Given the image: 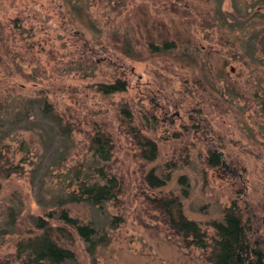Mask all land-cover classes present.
<instances>
[{
    "label": "rangeland",
    "instance_id": "obj_1",
    "mask_svg": "<svg viewBox=\"0 0 264 264\" xmlns=\"http://www.w3.org/2000/svg\"><path fill=\"white\" fill-rule=\"evenodd\" d=\"M0 22V264L21 263L37 217L64 225L61 207L96 230L92 246L67 225L55 234L76 254L65 264H214L213 221L233 201L264 234V0H0ZM116 79L126 91L98 90ZM40 92L69 137L43 130ZM29 100L31 115L11 123ZM99 130L112 138L107 161L91 148ZM99 166L118 178L117 197L59 208ZM162 199L206 246L170 227Z\"/></svg>",
    "mask_w": 264,
    "mask_h": 264
},
{
    "label": "trees",
    "instance_id": "obj_2",
    "mask_svg": "<svg viewBox=\"0 0 264 264\" xmlns=\"http://www.w3.org/2000/svg\"><path fill=\"white\" fill-rule=\"evenodd\" d=\"M0 29H3V25L0 22ZM168 43H166V47ZM150 46L155 50L153 43ZM84 47V46H83ZM87 47H84V52L79 53L80 56L77 59L79 63L83 56L88 53ZM127 89V83L121 79H116L111 83L99 84L98 90L104 94H110L113 92H123ZM40 92V97L34 99L38 107L42 110V117L46 122L43 128L44 131H51L59 136H70L72 123L65 121L58 113L53 104L49 102L47 96H44ZM33 100H29L24 106L18 108L15 121L19 120V116L31 115V110L34 108ZM264 107V103H263ZM124 113H128V110L124 107ZM7 113V112H5ZM0 123H2L0 119ZM10 123V124H11ZM9 130L1 129L0 127V142L5 138H9ZM149 146V157L155 158L157 154V146L155 141L148 140L146 146ZM91 148L94 149L101 160L107 161L110 159L113 149L112 138L110 134L103 130L97 131L91 136ZM1 154V153H0ZM208 163L211 166H216L221 162V155L218 149H212L208 151L207 156ZM5 174L9 175L16 168L7 167L4 169ZM96 172L99 173L100 179L91 180L89 175L81 179L78 182L80 191L78 193H67L66 197H61L56 202L60 208V204H64L68 201L86 200L91 205H100L106 200L117 197L120 192L118 178L104 171L102 166L96 168ZM79 179L80 171L75 173ZM150 182L162 184L159 182L153 173L148 175ZM103 180V181H102ZM163 209L165 210L167 221L172 229L176 233H181L185 238L191 237V242L199 244L200 246H206L204 241V234L200 226L193 220H181L175 216L172 210L174 206V200H159ZM55 211L52 210L48 213L49 216H53ZM256 216V215H255ZM250 215V212L241 208L236 201H233L230 206L224 210L223 218L220 221H213L215 229V235L212 237L210 259L214 264H264V234H259V231L253 229L254 220L257 217ZM57 218L63 222L64 225L50 224L47 218L37 217L36 224L42 230L40 233L23 239L18 242V251L23 253L24 257L21 259L20 264H65L76 259L75 252L61 244L59 237L56 233L63 236L65 232H69L66 225L75 228V231L92 246L95 243L93 236L96 234L95 228L90 223H83L76 217H72L69 211L65 207H61ZM258 221V219L256 220ZM259 234V235H258ZM263 236V237H262ZM202 241L204 243H202Z\"/></svg>",
    "mask_w": 264,
    "mask_h": 264
}]
</instances>
